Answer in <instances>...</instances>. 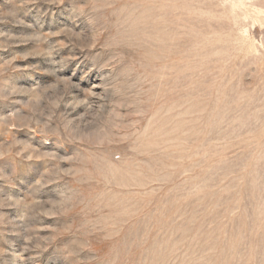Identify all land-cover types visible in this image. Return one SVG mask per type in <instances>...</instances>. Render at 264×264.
<instances>
[{
    "label": "rangeland",
    "instance_id": "1",
    "mask_svg": "<svg viewBox=\"0 0 264 264\" xmlns=\"http://www.w3.org/2000/svg\"><path fill=\"white\" fill-rule=\"evenodd\" d=\"M0 264H264V0H0Z\"/></svg>",
    "mask_w": 264,
    "mask_h": 264
}]
</instances>
